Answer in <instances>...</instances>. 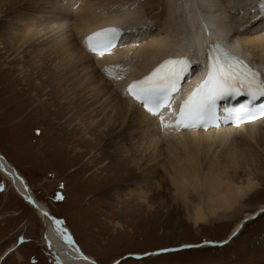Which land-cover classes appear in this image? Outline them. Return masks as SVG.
<instances>
[{"label":"bare ground","instance_id":"obj_1","mask_svg":"<svg viewBox=\"0 0 264 264\" xmlns=\"http://www.w3.org/2000/svg\"><path fill=\"white\" fill-rule=\"evenodd\" d=\"M14 1L0 0V13L2 15L5 12L0 18V31L4 40L0 48V65L5 64L3 69L14 76L16 85H22L24 92L22 97L19 91L7 96L11 103L9 110L5 109L7 112L11 111L15 117L23 116V119L38 116L39 113L48 114L51 116L45 122L48 125L56 119L65 121L74 129L63 144L68 143L66 155L76 150L74 156L77 158L73 156L72 161L80 159L89 150H103L100 139L117 128L128 130V136L125 135L127 138L123 137L124 143L140 141V144L146 143L147 148L163 139L171 145L176 143L173 140L190 141L188 138H191L193 144L189 142L191 144L188 143L187 147L195 155H186L183 151L185 155L172 152L169 156L172 167L169 180L177 188L183 189L188 184V178L193 179L196 174L195 178H200L199 175H202L199 183L206 189L210 199L209 206L207 204L210 213L206 211L213 216L217 215H214L217 209H230L238 197L241 200L240 196L246 195V187L243 189L235 185L222 174L227 172L225 169L229 170L245 160L248 151L243 149L244 146L241 147L242 143L249 145L251 142V145L257 138H264V117L238 128L219 126L209 130H180L173 123L172 111L176 106L172 105L171 109L162 111V118L155 115L163 121L165 130H161L148 112L134 104L127 95L126 87L133 78L141 77L171 53H185L196 58L197 48L211 41L217 35L216 31H221L222 39L228 38L238 53L247 56L264 72V18L259 17L260 12L257 10L260 0H25L20 9L13 6ZM160 6L162 10L150 16ZM10 7L14 11L11 12ZM105 24L123 27L125 36L121 40L124 41L125 37L126 40L100 56L88 50L85 37ZM117 63L118 68L114 66ZM127 65L128 71L125 69ZM113 70L119 75L123 74L124 78L118 76V79H109L108 75ZM201 80L203 73L197 72L186 84H196ZM31 91L35 94L27 93ZM47 94L46 101L39 99ZM199 137L207 139V151ZM253 144L255 147L256 143ZM78 146L84 147L80 151ZM116 152L119 154L118 150ZM115 158L112 156L110 163L118 165L115 161L120 160L113 161ZM245 162L244 167L247 165ZM0 170L13 180L26 200L36 205L43 215H49L46 216V244L61 264H99L92 255L84 252L72 230L55 219L49 207L41 205L42 202L35 197L27 180L1 152ZM107 180L108 177L104 176L100 185ZM110 195L113 193H108ZM259 209L241 219L224 239L197 245L219 247L231 242L244 229L246 219L252 220L260 215L257 214ZM212 215H207L199 205L194 207L196 225L204 224ZM14 248L13 245L11 250ZM174 250L128 252L125 259L143 260L158 257L162 251ZM118 260L115 259L111 264Z\"/></svg>","mask_w":264,"mask_h":264},{"label":"rangeland","instance_id":"obj_2","mask_svg":"<svg viewBox=\"0 0 264 264\" xmlns=\"http://www.w3.org/2000/svg\"><path fill=\"white\" fill-rule=\"evenodd\" d=\"M24 4L25 0H15L13 6L20 9ZM9 10L14 11L12 7ZM161 10L160 6L150 11V16ZM2 15L0 13V18ZM2 35L0 31V48L4 43ZM4 67L5 64L0 65V152L27 180L41 205L49 207L54 218L72 230L84 252L99 264H111L122 257L121 264H264V153H261L264 138H257L252 146L251 142L241 144L248 151L244 160L248 161L245 162L246 170L243 161L223 172L225 179L243 189L246 187L248 194L240 196L241 200L238 197L230 209H217L214 215H219L216 217L209 214L210 199L199 183L202 175L188 178L183 189L169 180L172 152L195 155L187 147L192 143L191 138H188L190 141L173 140L176 143L171 145L163 139L147 148L146 143L140 144V141L124 143L128 130L117 128L100 139L103 150H89L72 161L76 150L66 155L68 143L63 144L74 129L65 121L56 119L48 125L45 124L51 117L48 114L39 113L23 119V116L15 117L11 111L7 112L11 105L7 96L19 91L22 97L24 87L16 85L14 76ZM27 93L35 94L34 91ZM46 96L48 94L39 99L46 101ZM199 138L207 151V139ZM254 142L257 149L253 147ZM78 147L81 151L84 146ZM112 156L116 157L113 161L120 160L115 161L118 165L110 163ZM104 176L108 180L101 184L102 187ZM110 192L112 196H108ZM197 205L207 215H212L201 225L194 222L193 212ZM258 209L260 215L246 219L244 229L231 242L219 247L197 245L224 239L241 219ZM46 216L49 215H43L36 205L26 200L13 180L0 170V264H61L46 244ZM13 245L15 248L11 250ZM168 248L175 250L162 251L158 257L143 260L125 259L128 252Z\"/></svg>","mask_w":264,"mask_h":264},{"label":"snow or ice","instance_id":"obj_3","mask_svg":"<svg viewBox=\"0 0 264 264\" xmlns=\"http://www.w3.org/2000/svg\"><path fill=\"white\" fill-rule=\"evenodd\" d=\"M121 34V29L107 27L86 36L85 43L92 53L103 56L116 46ZM207 63L206 78L183 99L176 112L174 126L185 129L201 127L215 120L220 100L242 93L253 97L264 94V84L259 79L260 73L243 61L235 57L224 59L218 49L210 46ZM190 64L188 57L167 59L143 79L132 82L127 92L150 113L162 118V109L172 108L173 94L180 91V83ZM260 115H264V111ZM245 118L252 120L257 116L249 113L246 106H241L235 116L237 126Z\"/></svg>","mask_w":264,"mask_h":264},{"label":"water","instance_id":"obj_4","mask_svg":"<svg viewBox=\"0 0 264 264\" xmlns=\"http://www.w3.org/2000/svg\"><path fill=\"white\" fill-rule=\"evenodd\" d=\"M26 188H27V190H28L27 185H26ZM122 259H123V258H119V260H118L117 262L121 261ZM56 260H57V259H56ZM57 262L60 263L58 260H57ZM117 262H115V263H117Z\"/></svg>","mask_w":264,"mask_h":264}]
</instances>
